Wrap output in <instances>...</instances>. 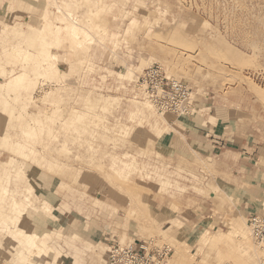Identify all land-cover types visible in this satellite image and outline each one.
<instances>
[{
    "label": "rangeland",
    "instance_id": "rangeland-1",
    "mask_svg": "<svg viewBox=\"0 0 264 264\" xmlns=\"http://www.w3.org/2000/svg\"><path fill=\"white\" fill-rule=\"evenodd\" d=\"M8 1L0 264H106L114 242L168 248L165 264H235L245 233L264 251L245 232L264 187L190 155L183 134L215 128L264 148V0ZM153 68L190 90L191 115L147 99Z\"/></svg>",
    "mask_w": 264,
    "mask_h": 264
},
{
    "label": "built area",
    "instance_id": "built-area-1",
    "mask_svg": "<svg viewBox=\"0 0 264 264\" xmlns=\"http://www.w3.org/2000/svg\"><path fill=\"white\" fill-rule=\"evenodd\" d=\"M149 97L160 107L168 111L181 110L186 116L191 115L189 105L190 90L166 78L161 70L153 68L143 78ZM249 226L255 240L264 244V216L253 214L249 218ZM172 250L158 249L153 242H143L139 246L112 245L107 264H165ZM35 264H44L37 262Z\"/></svg>",
    "mask_w": 264,
    "mask_h": 264
},
{
    "label": "crops",
    "instance_id": "crops-1",
    "mask_svg": "<svg viewBox=\"0 0 264 264\" xmlns=\"http://www.w3.org/2000/svg\"><path fill=\"white\" fill-rule=\"evenodd\" d=\"M7 2L9 1L5 0L3 6L7 5ZM183 134L185 136L184 143L188 147L190 155L196 153L209 158L228 160L232 162L234 171L238 170L242 173V178H246L245 180L249 182L250 180L254 183L256 181L259 186L264 187V166H258V161L264 157L263 147H257L256 144L252 146L250 140L236 142L215 128L208 131L197 126L187 127Z\"/></svg>",
    "mask_w": 264,
    "mask_h": 264
},
{
    "label": "bare ground",
    "instance_id": "bare-ground-1",
    "mask_svg": "<svg viewBox=\"0 0 264 264\" xmlns=\"http://www.w3.org/2000/svg\"><path fill=\"white\" fill-rule=\"evenodd\" d=\"M47 15V14H46ZM48 16V15H47ZM46 16V17H47ZM45 17V18H46ZM48 19V18H47ZM75 21V20H74ZM76 21H77V19H76ZM76 23V22H75ZM77 24V23H76ZM41 25V24H40ZM51 27H52V25L49 23V22H47L46 24H45V26L44 27H42V31L44 30V31H46V32H48L50 29H51ZM73 32H75V33H77L79 30H80V32H83L84 33V31H83V29H81V28H78V27H73ZM82 30V31H81ZM20 50V49H19ZM19 54H20V52H18ZM18 54V55H19ZM52 55L53 54H50V55H47V56H43L42 57V59L44 60L43 62L45 63V64H49V65H51V66H53V63L51 62L52 61ZM20 56H21V54H20ZM23 56H25L26 58H29V56H31V55H28V54H24ZM54 67V66H53ZM170 80V79H169ZM178 83V82H177ZM178 84H181V83H178ZM255 95H256V97L258 98V99H262V100H264V93H262V92H260V91H256V93H255ZM190 97H191V93H190ZM149 101L151 100V102H153L154 104H156L150 97L149 98H147ZM147 102V101H146ZM144 103V105H146V108L147 109H150V108H152V106H150V104L147 102V103ZM156 106H157V104H156ZM162 110V109H161ZM164 112H171V113H173V110H168V111H165V110H163ZM176 112L174 113V114H176V115H184V113H182L181 112V110H175ZM37 198V197H36ZM261 217V216H260ZM249 228V231H248V229L245 231V232H247L248 234H249V236H250V233H251V236L254 238V236H253V233H252V231H251V228L250 227H248ZM68 234H69V236L70 237H77L79 234L78 233H76L75 231H73V230H68ZM243 234V233H242ZM246 234V233H245ZM245 234H243L242 236H243V238H241V240H240V242H241V248H240V253H242V255H245L247 258L246 259H244V258H242V262H241V260H240V262H238V259L239 258H237V260H234V261H236L237 263H235L234 261V263L235 264H260V262L258 263V261H261L262 262V260L261 259H264V251H262V252H258V249H256V248H254V246H253V243H252V241H251V239L249 238V237H247ZM218 238H221V237H218ZM255 239V238H254ZM116 243H118V244H120V242H114L112 245H114V244H116ZM259 243V242H258ZM257 243V244H258ZM139 244H141V243H139ZM138 244V245H139ZM112 245H111V247H112ZM121 245V244H120ZM259 245H262L261 247H264V244H262V243H260ZM123 246V245H122ZM135 247H137V245H134ZM74 250H76V249H74ZM77 252V251H76ZM111 252V251H110ZM59 255H61V252H59V254H58V256ZM109 255H110V253H109ZM74 256H75V254H74ZM244 257V256H243ZM67 258V257H66ZM65 258V259H66ZM18 260H19V264H24V258L23 257H21L20 255H19V257H18ZM108 261V260H107ZM167 262V261H166ZM35 263H37V262H35ZM34 263V264H35ZM40 263H43V262H40ZM44 264H47V263H44ZM106 264H107V262H106Z\"/></svg>",
    "mask_w": 264,
    "mask_h": 264
}]
</instances>
